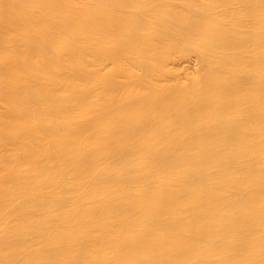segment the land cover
Instances as JSON below:
<instances>
[{
    "label": "bare ground",
    "instance_id": "bare-ground-1",
    "mask_svg": "<svg viewBox=\"0 0 264 264\" xmlns=\"http://www.w3.org/2000/svg\"><path fill=\"white\" fill-rule=\"evenodd\" d=\"M0 264H264V0H0Z\"/></svg>",
    "mask_w": 264,
    "mask_h": 264
}]
</instances>
